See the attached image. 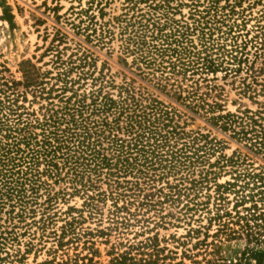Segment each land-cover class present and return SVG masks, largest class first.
<instances>
[{
    "label": "trees",
    "instance_id": "trees-1",
    "mask_svg": "<svg viewBox=\"0 0 264 264\" xmlns=\"http://www.w3.org/2000/svg\"><path fill=\"white\" fill-rule=\"evenodd\" d=\"M258 2L261 13L250 31L241 38L231 35L235 26H242L234 24L214 40L203 39L201 50L188 40L187 27L175 23L171 33L159 34L156 27H139L141 17L134 27V21L128 23L130 16L123 53L131 57L130 66L142 80L191 112L208 107L207 94H198L199 84L217 71L241 94L264 100V78H259L264 74V0ZM91 19L82 30H89L99 43L105 31ZM247 32L253 33L248 39ZM86 59H75V66L66 62L48 86L43 76L27 73L21 84L0 75V213L8 216L9 230L25 232L34 225L42 233L53 221L56 202L77 197L80 207L62 212L58 248L80 238L86 239L83 245H93V237L109 243L114 235L108 264H197L201 255L204 264H225L213 253L220 240H244L253 264H261V172L237 156L217 155L210 161L218 149L215 143L185 130L176 109L131 83L115 85L102 69L93 77L83 69L90 66ZM254 104V112L244 109L212 120L249 150L264 155L259 125L264 122V102ZM221 176L228 179L218 182ZM92 220L93 229L82 227ZM183 227L184 236L169 239L180 248L195 242L177 257L176 251L161 246L165 241L153 230ZM129 234L130 240L124 238ZM3 245L0 242V250ZM93 254H73L63 264H92Z\"/></svg>",
    "mask_w": 264,
    "mask_h": 264
},
{
    "label": "rangeland",
    "instance_id": "rangeland-1",
    "mask_svg": "<svg viewBox=\"0 0 264 264\" xmlns=\"http://www.w3.org/2000/svg\"><path fill=\"white\" fill-rule=\"evenodd\" d=\"M260 13L261 6L257 0H0V75L21 84L27 73L30 76H43L42 81L48 86L53 83L49 78L65 69L66 62L85 56L90 66L83 69L92 72L93 77L102 69L103 74L115 85L121 82L131 83L163 105L176 109L186 125L185 130L197 132L205 136L211 144L215 143L218 149L210 161L217 155L237 156L264 176V155L249 150L244 143L233 137L230 130L222 131L220 123L212 120L217 115L236 114V111L244 109L254 112L258 108L254 102L263 103L262 98L253 100L247 93L241 94L236 84L230 83L229 79L222 77V72L217 71L207 75L209 81L199 84L198 94H207L204 103L208 107L205 106L204 111L191 112L173 98L156 90L152 84L142 80L130 66L131 57H125L123 53L129 37L127 19L130 16L128 23L134 21V27L141 17L138 21L139 27H147L149 31L156 27L161 29L159 34H169V31L171 33L170 27L175 23L187 27L188 40L196 50H201L203 39L214 40L221 36L225 28L234 27V24L242 26H235L231 35L241 38L247 30L250 31L253 19ZM89 18H92L91 23H95L96 27L99 25L105 31V34H100V37L104 38L99 43L95 42V35L89 36V30H82L88 24ZM252 35L253 33L247 32V39ZM223 38L224 35L221 39ZM224 43L228 44V40ZM248 47L252 53L253 50ZM77 63V60L74 61L72 66ZM73 76L74 74L70 78ZM259 78H264V74ZM86 82L85 87L89 84V81ZM18 90L21 91V87ZM27 99L30 100L29 95ZM213 104L218 106L217 109L213 108ZM36 106L32 105L33 108ZM259 125L264 138V122ZM227 179L228 176H221L217 181L223 182ZM80 205L81 200L77 197L70 198L67 202L57 201L52 210L56 213L53 221L42 233L34 225L25 232L22 228L9 230L10 226L6 224L8 216L2 211L0 227L3 228H0V231L4 233L0 235V242L4 245L0 250V264H63L73 254L84 255L92 252V264H108L111 258L110 245L116 242L114 235L108 238L109 243H105L101 237H93L89 240L93 245H83L86 239L80 238L72 244L60 248L56 246L59 226L64 217L62 212L67 207L79 208ZM37 218L38 216L33 220L36 221ZM200 224H205V221L202 220ZM82 227L93 229V220L86 221ZM191 227L195 228L196 225L191 224ZM186 229H156L153 233H157L158 240L165 241L160 242L161 246L176 251L178 257L184 249H191L195 240L180 248L169 238L184 236ZM211 232L212 228L209 234ZM132 237L133 234L124 236L129 240ZM136 238L142 239L140 236ZM220 241L217 251L215 249L213 253L225 264H253L244 240ZM260 250L264 253V246ZM201 258L202 255L196 258L197 264H204L205 261ZM207 258L206 256L205 259ZM183 263L191 264L186 260H183ZM261 264H264V257Z\"/></svg>",
    "mask_w": 264,
    "mask_h": 264
}]
</instances>
